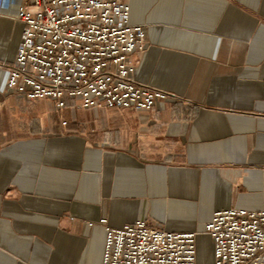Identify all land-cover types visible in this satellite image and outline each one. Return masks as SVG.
Returning a JSON list of instances; mask_svg holds the SVG:
<instances>
[{
    "label": "crops",
    "instance_id": "1",
    "mask_svg": "<svg viewBox=\"0 0 264 264\" xmlns=\"http://www.w3.org/2000/svg\"><path fill=\"white\" fill-rule=\"evenodd\" d=\"M130 23L134 78L170 96L60 108L7 88L25 24L0 12V264H101L106 226L138 220L195 233L213 264L214 214L263 208L264 0H131Z\"/></svg>",
    "mask_w": 264,
    "mask_h": 264
},
{
    "label": "built area",
    "instance_id": "2",
    "mask_svg": "<svg viewBox=\"0 0 264 264\" xmlns=\"http://www.w3.org/2000/svg\"><path fill=\"white\" fill-rule=\"evenodd\" d=\"M9 4L0 6V12L25 24L18 55L6 67L7 88L17 95L53 100L60 108L75 99L86 108L137 112L151 111L170 96L134 78L132 55L146 48L147 33L130 23L131 0ZM206 232L214 242L213 264H264V206L218 211ZM101 264H198L196 234L158 228L146 220L117 229L106 226Z\"/></svg>",
    "mask_w": 264,
    "mask_h": 264
}]
</instances>
